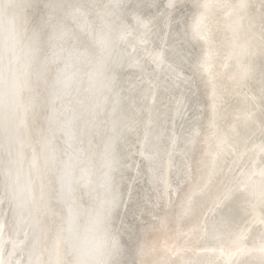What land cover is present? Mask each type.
Instances as JSON below:
<instances>
[{
    "label": "bare ground",
    "instance_id": "1",
    "mask_svg": "<svg viewBox=\"0 0 264 264\" xmlns=\"http://www.w3.org/2000/svg\"><path fill=\"white\" fill-rule=\"evenodd\" d=\"M118 1L0 0V264H259L260 0Z\"/></svg>",
    "mask_w": 264,
    "mask_h": 264
},
{
    "label": "rangeland",
    "instance_id": "2",
    "mask_svg": "<svg viewBox=\"0 0 264 264\" xmlns=\"http://www.w3.org/2000/svg\"><path fill=\"white\" fill-rule=\"evenodd\" d=\"M107 1L109 0H95V5L97 7V9H99V6L100 5H103L104 3H106ZM121 1H118L117 0V4H120ZM117 8V6H116ZM109 17L111 18L112 15H113V8L111 6H109L108 8H106L105 10ZM117 11H119V9H117ZM97 19L101 18L102 17V14H100L98 12V14L96 15ZM120 129H118L117 127H115L114 129V136L118 135L117 137H115V139H113V142L111 143V138L109 139V146H107V150H108V154H109V162L111 161L112 163V166L110 165L111 168L114 167V164H115V167L120 171V169L122 168L119 167V165H116V159L118 158V154H123V151H122V146H121V139H120ZM97 146V144H96ZM114 167V168H115ZM115 170L113 171H106L105 173H103V176L106 177V180L105 182L102 183V186H99V189L100 188H104V191H105V195L108 196V202H107V207L105 209L106 212H104L103 214V217H104V222H103V229L105 231H108V229L111 228V220H112V214L114 213V211L116 209H114L116 207V202H115V199H116V194L117 192L119 193V196H120V199H119V205L121 206V177H118L117 176V173L119 172H114ZM110 218V219H109ZM106 240L105 239L103 241V243L105 244L106 243Z\"/></svg>",
    "mask_w": 264,
    "mask_h": 264
},
{
    "label": "snow or ice",
    "instance_id": "3",
    "mask_svg": "<svg viewBox=\"0 0 264 264\" xmlns=\"http://www.w3.org/2000/svg\"><path fill=\"white\" fill-rule=\"evenodd\" d=\"M238 6L241 9L247 8L249 6L248 0H238ZM10 4H4L0 6V14H6L11 9ZM205 8L208 7V3H205ZM260 9L262 12H264V0H260ZM260 83L262 85V89H264V72L261 73ZM261 131L264 132V121L261 122ZM264 175V172L261 173ZM71 241V236L69 235L68 239L66 240L67 243ZM259 252L261 254V259L259 261V264H264V239L261 240L260 246H259Z\"/></svg>",
    "mask_w": 264,
    "mask_h": 264
}]
</instances>
